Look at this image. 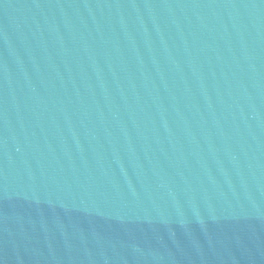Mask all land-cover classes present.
I'll use <instances>...</instances> for the list:
<instances>
[{
    "label": "water",
    "instance_id": "water-1",
    "mask_svg": "<svg viewBox=\"0 0 264 264\" xmlns=\"http://www.w3.org/2000/svg\"><path fill=\"white\" fill-rule=\"evenodd\" d=\"M0 264H264V0H0Z\"/></svg>",
    "mask_w": 264,
    "mask_h": 264
}]
</instances>
